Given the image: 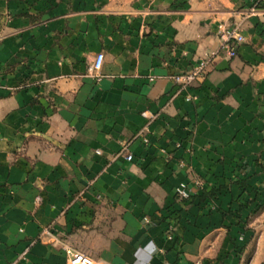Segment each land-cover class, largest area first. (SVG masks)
<instances>
[{"label": "crops", "instance_id": "0c3cea01", "mask_svg": "<svg viewBox=\"0 0 264 264\" xmlns=\"http://www.w3.org/2000/svg\"><path fill=\"white\" fill-rule=\"evenodd\" d=\"M256 2L0 0V264H264V3L241 16ZM237 21L228 57L216 27Z\"/></svg>", "mask_w": 264, "mask_h": 264}, {"label": "built area", "instance_id": "2783aa9c", "mask_svg": "<svg viewBox=\"0 0 264 264\" xmlns=\"http://www.w3.org/2000/svg\"><path fill=\"white\" fill-rule=\"evenodd\" d=\"M259 2L264 3V0H257L256 3L251 5L245 12L242 13L241 15L242 18H245L249 14L253 13L254 9L258 6ZM216 29L219 39L217 50L224 51L228 57L234 56L236 46L242 43L244 40L243 36L240 34V22L237 21L229 24H220L217 25ZM215 53L216 51H211L205 57H202L201 59L197 60L195 64L186 71L171 75L170 78L173 81V83L176 85V89L174 93H177L183 89H187L194 83V81L201 79L206 72L211 57L215 55ZM102 59H103L102 54L96 53L90 65L88 66V71L90 73H93L96 79H98V75L96 73L100 68ZM183 99L185 101H192L195 99V96L190 93H186L183 96ZM140 115L143 118H148V120L153 118L152 115L149 116L146 114V112H141ZM147 132H148L147 125H144L140 130H138L132 136V138H139L141 143H143L144 145H148L149 139L147 137ZM118 155L122 156L127 161L131 160V154L127 150L126 143L121 145ZM189 193L190 190L185 183H179L174 188V194L179 198H188ZM34 200L35 203H38L40 201V198L35 197ZM143 221L147 222L148 219L143 218ZM66 262L67 264H94L91 258L78 251L70 252L68 254ZM9 264H14V262H11Z\"/></svg>", "mask_w": 264, "mask_h": 264}]
</instances>
